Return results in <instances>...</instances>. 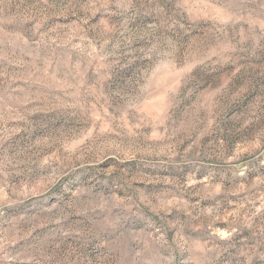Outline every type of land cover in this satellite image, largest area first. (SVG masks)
Masks as SVG:
<instances>
[{
  "label": "rangeland",
  "instance_id": "rangeland-1",
  "mask_svg": "<svg viewBox=\"0 0 264 264\" xmlns=\"http://www.w3.org/2000/svg\"><path fill=\"white\" fill-rule=\"evenodd\" d=\"M0 264H264V0H0Z\"/></svg>",
  "mask_w": 264,
  "mask_h": 264
}]
</instances>
